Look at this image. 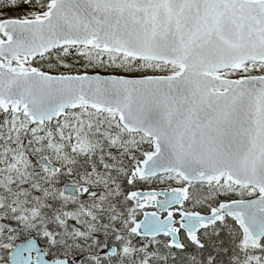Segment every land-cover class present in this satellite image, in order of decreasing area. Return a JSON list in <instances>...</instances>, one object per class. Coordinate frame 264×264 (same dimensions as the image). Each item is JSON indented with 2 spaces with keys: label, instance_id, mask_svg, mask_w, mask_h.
<instances>
[{
  "label": "snow or ice",
  "instance_id": "snow-or-ice-1",
  "mask_svg": "<svg viewBox=\"0 0 264 264\" xmlns=\"http://www.w3.org/2000/svg\"><path fill=\"white\" fill-rule=\"evenodd\" d=\"M0 264H264V0H0Z\"/></svg>",
  "mask_w": 264,
  "mask_h": 264
}]
</instances>
